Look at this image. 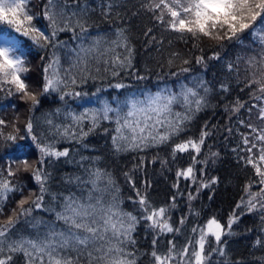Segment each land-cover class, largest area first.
Listing matches in <instances>:
<instances>
[{"label":"snow or ice","instance_id":"obj_1","mask_svg":"<svg viewBox=\"0 0 264 264\" xmlns=\"http://www.w3.org/2000/svg\"><path fill=\"white\" fill-rule=\"evenodd\" d=\"M71 3L76 7L72 8L69 0H42L40 11L34 12L29 7L31 0H0V91L7 92L9 96L18 95L19 99L30 104L29 111H34L40 105L42 95L51 92H59L61 100L65 96L80 97L82 93L79 91H67L69 84L77 83V76L72 74L73 68L79 73L87 74L90 72V63L98 65L102 62L106 65L104 71L111 70L115 77L122 70L133 67L135 49L127 30L120 28L116 30L114 38L97 36L90 46L81 45L78 50L72 49L76 58L61 73L60 56L56 49L63 42L57 40L58 34L72 32L75 38L77 30L80 34L86 33L89 30L88 14L93 10L87 0H71ZM113 7L112 0L101 5L102 15L105 18L110 16ZM142 7L152 13L153 18L165 30L177 33L176 39L185 42L191 39L193 47H197L203 38H207L217 42L219 48L226 46L225 41L238 45L247 42L248 48L255 53L246 61L248 68L245 71L248 75L240 88V91L250 89L248 95L254 102L237 97L224 110L230 113L229 119L235 116L237 123L247 129L246 132L236 129L241 137L240 145L232 149L236 154L237 164L251 166L259 179L246 183L245 196L241 197L240 202L228 214L226 222L222 223L216 215H211L202 224L192 226L191 235L182 245H177L175 235H180L187 223L186 216L179 219L178 226L171 223V209L178 206L176 196L183 195L179 191L180 180L189 181L196 186L194 192H188L189 202L196 200L205 189L209 190L208 199L212 200L215 194L213 186L220 183L218 176L203 178L209 161L215 164L220 158V153L213 152L210 148L208 154L201 156L208 137L212 135L207 123L203 125L197 138L175 139L188 130L197 114L210 106L209 97L215 91V85L203 76L192 77V86L181 83L178 92L165 86L156 92L145 90L140 94H131L123 101L117 100L116 107L104 100L100 109L67 114L71 117L72 124L60 133L64 137L82 140L99 127L101 121H110L115 124V135L112 136L115 152H143L149 148L169 146L172 161L177 160L178 153L188 154L191 163L187 167L176 169V182L172 187L177 189V193L171 197L167 206L156 207L148 198L147 188L151 187L150 182L145 181V189L141 192L132 175L127 172L124 174L138 197L133 203L139 205L140 216L120 208L119 187L112 175L100 167L88 169L87 178H65L67 183L75 181L91 185L86 199L75 194L62 196L59 210L45 204L46 195L51 196L52 201L57 199V195L50 192L52 173L46 169V161L49 165L61 158H68L66 162H71L70 150H58L53 143L45 142L34 134L33 122L29 119L26 133L32 143L18 145L7 167L0 169V216L4 215L9 194H21L10 215L0 221V264H18L17 255L24 264H137L136 251L133 250L136 244L133 233L141 220L149 222L147 226L155 232L151 241V264H213L214 255L225 258L217 264H246L244 259H227L228 242L224 237L250 234L251 228L238 231L233 226L239 228L242 217L253 212H259L258 231L264 234V0H143ZM39 17L47 21L43 28L33 23ZM3 26H7L8 31ZM13 32L27 37L39 49L51 50V56L42 69V82L35 90H30L31 86L25 79L31 69L26 63L24 42L13 35ZM151 32L152 28H148L145 35ZM155 40L153 35L149 43ZM178 57L179 53H172L167 61L168 65L176 64ZM208 60H221L220 52L213 53L207 60L204 55L194 58L195 64L202 65L205 71ZM192 62L191 59L181 58L182 65ZM226 67L228 72H236L239 79V69L232 62L227 63ZM96 71L99 72L100 68L97 67ZM190 71L192 69L189 67H180L182 73ZM135 79L144 80L146 77L137 75ZM111 87L121 89L129 86L117 82ZM229 90L228 83L219 84L221 96ZM245 104L249 106L245 108ZM177 106L182 110H176ZM241 110L247 113V120L241 116ZM85 122L90 124L87 131L83 127ZM46 123L51 125L53 121L48 119ZM6 125L7 122L0 119V126ZM226 131L232 134L233 129L228 127ZM18 132L19 129L14 128V133ZM17 139L16 134H5L0 127V142L15 143ZM19 139L23 140L24 137L20 136ZM33 146L38 150L39 156L35 162H30L27 154ZM242 152L248 155H241ZM140 159L142 166L144 157ZM152 162L155 163V158ZM167 163V160L162 161V164ZM197 164L202 167L198 169ZM24 173H28L30 179L38 185V192L29 190L27 195L24 194L26 186L19 180ZM256 185L259 189L253 191ZM109 189L112 190L111 200L105 201L103 194ZM93 193L99 195L94 196ZM36 211L54 213L55 221L48 222L42 217L33 216ZM189 212L200 216L191 206ZM22 222L37 230L35 236L20 233L17 225ZM56 222H61L63 227ZM41 225L44 226L43 232L39 231ZM168 234H174L167 242L168 247L164 251H158L157 240ZM252 247L264 249V235H257ZM257 259L260 264H264V256Z\"/></svg>","mask_w":264,"mask_h":264},{"label":"trees","instance_id":"obj_2","mask_svg":"<svg viewBox=\"0 0 264 264\" xmlns=\"http://www.w3.org/2000/svg\"><path fill=\"white\" fill-rule=\"evenodd\" d=\"M108 2L109 0H87L90 9L93 10H90L88 14L89 30L86 33L80 34L79 30H77L75 38L72 32H61L58 34L57 40L63 42L62 46L56 49L60 56L61 73L63 74L64 70L68 69L76 58L72 49L78 50L81 45L84 47L90 46L97 36L114 38L116 30L120 28L127 30L129 40L135 49L133 67L130 70H122L120 75L115 77L112 76L111 70L104 71L106 65L102 62L98 65L90 63V72L87 74L79 73L77 69L73 68L72 74L77 76V83L76 85L69 84L67 91H79L82 95L75 98L65 96L64 100H61L59 92H51L40 97V105L34 111H29L30 104L19 99L18 95L9 96L7 92L0 91V119L7 122L6 126L0 127L3 128L5 134L13 132V134L18 136L15 143L7 142V144H4L0 142V169L7 167L8 161L14 156L18 145H29L32 143L31 138L26 133V123L31 119L34 134L45 142L53 143L58 150L65 148L70 150L71 162H66L68 158L56 160L51 165L46 161L45 167L52 173V179L49 182L50 192L56 194L57 199L52 201L51 196L46 195L45 204L59 210L58 205L62 200V196L75 194L77 197L86 199L89 190H91V185L75 181L67 183L65 178H75L76 176L87 178L88 169L100 167L112 175L116 185L119 187V206L123 211L131 212L136 216L141 215L139 205L133 203L138 197L126 180L124 175L126 172L132 175L136 187L141 192L145 189V181L150 182L151 187L147 188V195L154 206H167L171 202V197L177 193V189L172 187L176 182V169L187 167L191 163L187 153H178L177 160L172 161L169 146L149 148L143 152H115L112 145V136L115 135V124L110 121H101L99 127L79 141L75 137H64L60 133L65 127L72 124L71 117L67 115L69 112L80 114L86 109H100L104 100L116 107L117 100L123 101L129 95L140 94L145 90L156 92L165 86L178 92L181 83H188L189 86H192V77L203 76L215 85V91L209 97L210 106L197 114L196 118L188 126V130L175 139L197 138L203 125L207 123L212 135L208 137L201 156L208 154V149L210 148L213 152H219L220 158L215 164H212L211 160L209 161L203 178L208 179L212 176H218L220 183L213 186L215 194L212 200L208 199L209 190L205 189L201 191L200 196L196 200L189 202L187 199L188 192H194L196 186L189 181L180 180L179 191L183 195L176 196L178 206L171 209L170 213L172 217L171 223L174 226H178V221L182 216L187 217V223L181 234L175 235V241L179 246L191 235L190 229L192 226L202 224L211 215H216L222 223L226 222L228 214L240 202L241 197L245 196L246 183L249 180L256 181L259 179L255 176L251 166L244 167L242 164H237L236 154L232 152V149L240 145L241 137L236 129H239L240 132H246L247 129L237 123L235 116L229 119L230 113L224 110L225 106L230 105L237 97L250 103L254 102L251 101L248 95L250 89L245 88L244 91H240V88L243 87L242 81L248 75V72L245 71L248 68L246 61L255 53L248 48L247 42L244 45H238L225 41L226 46L219 48L217 42L203 38L197 47H193L191 39L187 42L176 39L177 33L165 30L164 26L153 18L152 13L147 12L142 7L143 0H112L114 4L112 14L105 18L102 15L101 5H106ZM69 3L72 8L76 7L72 5L71 0H69ZM41 4L42 0H31L29 7H32L34 12H39ZM33 23L37 27L43 28L47 21L39 17ZM3 27L8 31L7 26ZM148 28H152V32L146 36L145 32ZM13 35L24 42V48L27 53L26 63L31 69L26 74L25 79L31 86L30 90H35L42 82V69L51 56V50L37 48L32 45L27 37H22L18 33L13 32ZM153 35L156 40L149 43V39ZM161 40L163 43H159ZM201 49L203 50L202 52ZM217 51L220 52L221 60H208L206 71L202 65L195 64V56L204 55L207 60L208 57ZM174 52L179 53L180 57L177 58L176 64L169 66L167 61ZM181 58H188L193 62L189 65H182ZM229 62H232L239 69V79H237L236 72H228L226 65ZM181 66L189 67L192 71L182 73L180 72ZM97 67L100 68L99 72L96 71ZM249 71H252V69ZM137 75H143L146 79L137 80L135 79ZM117 82L129 87L121 89L111 87ZM221 82H226L230 85L229 92L223 96L219 92V84ZM97 89H100V91L97 92ZM83 93L87 95H83ZM248 106V104H245V108ZM58 109L59 111H57ZM176 110L182 109L177 106ZM23 111H26V120L21 122L20 117H23ZM241 116L247 120V113L244 110H241ZM253 116H255V110H253ZM48 119L53 121L51 125L46 123ZM256 123L259 122L257 121ZM83 127L87 131L90 124L85 122ZM228 127L233 129L232 134L226 131ZM14 128H18L19 132L14 133ZM76 131L78 132L79 130L76 129ZM20 136H23L24 139H19ZM240 154L248 155L246 152ZM38 156L39 152L33 146L28 152L27 158L30 162H35ZM82 157L87 159L82 160ZM141 157H144L142 166ZM96 158L99 159L97 160ZM153 158H155V163L152 162ZM164 160L168 161L166 165L162 164ZM196 167L199 169L202 166L197 164ZM19 180L26 186L25 195L28 194L29 190L33 192L39 191L38 185L30 179L28 173H24ZM258 189L259 186L256 185L252 190L257 191ZM20 195V193L9 194V199L5 203V212L3 216H0V221L10 215L11 210L16 207V202L20 199ZM93 195L96 196L99 193H93ZM103 195L105 201H110L112 190L109 189ZM190 206L194 211L200 213L199 217L190 214ZM33 216L42 217L44 221L48 222L55 221L54 213L36 211ZM28 219H31V217ZM56 223L58 226L63 227L61 222ZM148 223L141 220L133 233V237L136 240L133 250L136 251L137 264H151V241L155 232L147 226ZM259 226V212L244 215L240 221L239 228L236 225L233 226L234 230L239 231L243 228H251L252 232L247 235L224 237L228 242L226 253L229 261L244 259L246 264H260L257 257L264 256V249L252 247L255 237L264 235L259 233ZM17 229L25 236H35L37 232L31 225L23 222L17 225ZM13 231L15 232L16 229H13ZM39 231H44L43 225H41ZM173 235L160 236L157 240V250L164 251L168 247V240L172 239ZM224 260V257L215 255L212 257L213 264ZM16 261H18V264H24L19 255H17Z\"/></svg>","mask_w":264,"mask_h":264},{"label":"rangeland","instance_id":"obj_3","mask_svg":"<svg viewBox=\"0 0 264 264\" xmlns=\"http://www.w3.org/2000/svg\"><path fill=\"white\" fill-rule=\"evenodd\" d=\"M29 77V76H28ZM33 90V89H32ZM24 117V118H23ZM23 117H20L21 122L26 120V111H23Z\"/></svg>","mask_w":264,"mask_h":264}]
</instances>
